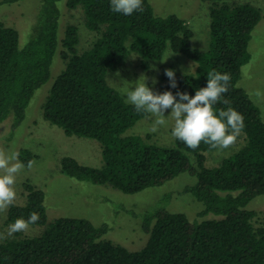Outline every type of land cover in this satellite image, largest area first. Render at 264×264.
Listing matches in <instances>:
<instances>
[{"label":"trees","instance_id":"16d2710c","mask_svg":"<svg viewBox=\"0 0 264 264\" xmlns=\"http://www.w3.org/2000/svg\"><path fill=\"white\" fill-rule=\"evenodd\" d=\"M59 1L41 0L23 45L18 30L0 22V122L11 117L12 131L23 122L36 89L50 78L61 45L65 66L42 103L43 117L67 135L96 139L104 160L101 167H93L64 155L62 170L79 180L110 184L129 193L187 172L195 180L183 192L202 202L200 215L212 212L222 217L190 219L160 201L144 214L142 226L149 233L145 246L129 250L102 238L106 224L73 216L48 222L45 192L26 181V200L8 207L7 220H27L36 212L39 219L32 225L44 228L38 235L0 242V264H264V214L261 224L254 225L257 212L246 208L252 198L264 194V119L259 106L238 85L242 66L252 56L249 41L262 18L261 8L249 2L210 0L209 43L202 50L191 43L194 32L186 19L156 14L149 0H142V12L131 15L113 12L110 0H66L67 8L80 10L85 27L95 33L91 45L78 51V26L69 23L60 32ZM167 47L194 61L196 67L187 73L160 65L161 93L180 91L193 96L206 87L212 70L231 77L224 98L244 118L245 142L218 165H206V152L215 149L203 142L193 150L178 139L173 145H161L138 134H125L149 113L134 110L108 81V70L118 68L132 51L139 54L141 67L148 69ZM166 69L174 70L176 88L170 87ZM19 158L27 165L35 155L23 148Z\"/></svg>","mask_w":264,"mask_h":264},{"label":"rangeland","instance_id":"374dc122","mask_svg":"<svg viewBox=\"0 0 264 264\" xmlns=\"http://www.w3.org/2000/svg\"><path fill=\"white\" fill-rule=\"evenodd\" d=\"M1 1V0H0ZM158 15L176 14L186 19L193 29L191 43L205 50L209 43V6L210 0H149ZM226 2H249L255 4L262 11V18L252 31L249 41L251 59L243 64L238 85L246 89L253 101L259 106L264 119V95L256 96L259 90L264 93V0H223ZM41 0H15L11 3H0V22L11 25L18 30L19 43L23 45L29 38L31 27L36 20ZM59 7L63 11L60 32L69 23H74L79 29L78 51L89 47L95 38V33L88 30L83 22V13L78 10H69L66 0L59 1ZM61 45L53 58L51 74L48 81L36 89L31 98L26 115L21 124L12 131V118L8 117L0 122V150L6 153L17 152L20 149H28L35 155L31 168L25 165L17 174L14 189L16 199L14 204H22L26 200L24 182L29 181L45 192V205L48 222L60 216L84 217L95 225L106 224L107 231L102 235L103 239L111 240L129 250H140L145 246L149 233L143 228L144 214L152 210L163 201L172 212H183L190 219L220 218L209 212L203 216L201 201L197 200L190 192H183L186 185L193 183L195 177L187 172L180 173L176 177L157 186H148L136 192H124L110 184H96L90 180H79L66 174L60 164L64 155H70L81 164L101 167L103 157L100 143L93 138L67 135L63 129L48 122L42 114V103L53 83L56 75L65 66V60L60 56ZM160 65L174 66L182 72L195 71V62L186 58L183 54L173 52L169 47L165 50L160 60L151 62L148 69L140 65V57L137 52H130L128 57L121 62L115 70L109 69L108 81L116 87L127 99L126 93L130 84L137 81L141 75L146 76V84L154 92L160 90ZM153 79L156 83L153 84ZM142 82V81H137ZM134 90V89H130ZM171 109L164 112L167 117ZM155 117L149 113L125 131V134H138L147 141L161 145H173L175 139L171 135L174 121L169 116L163 126H158L157 131H151ZM12 132V133H11ZM245 142V135L237 137L236 142L224 150L206 152V165H218L222 157L231 154ZM19 162L22 161L19 158ZM2 174V173H0ZM171 196L168 198L167 196ZM246 208L253 209L257 215L253 218L254 225L262 222L264 214V194L252 198ZM7 210L0 211V242L14 237H26L38 235L43 231L44 225H30L22 232H16L8 236L9 225L14 222L7 220Z\"/></svg>","mask_w":264,"mask_h":264},{"label":"clouds","instance_id":"9594fccd","mask_svg":"<svg viewBox=\"0 0 264 264\" xmlns=\"http://www.w3.org/2000/svg\"><path fill=\"white\" fill-rule=\"evenodd\" d=\"M110 7L113 12L124 15L143 11L142 0H110ZM164 74L169 78L170 87L176 88L174 70L166 69ZM206 78V87L197 89L193 96H189L187 92L180 91L175 95L171 91L154 92L146 84L148 78L141 75L137 81L142 82L130 84L126 93L127 102L134 106L137 113H151L156 118L150 129L153 132L157 131L158 126L165 125L170 116L174 121L171 135L188 148L195 150L203 142L210 150H224L236 142L245 127L244 118L224 98L229 90L230 75L212 70L207 73ZM155 83L153 79V84ZM254 95L259 97L264 93L257 90ZM218 103L227 107L214 108ZM167 109H171V112L165 117ZM18 155L14 151L6 153L0 150V211L6 210L16 199V176L25 167L19 162ZM33 164L34 161H28L27 167L31 168ZM38 219L39 214L36 212H31L27 220L17 218L9 225L8 236L27 230Z\"/></svg>","mask_w":264,"mask_h":264}]
</instances>
